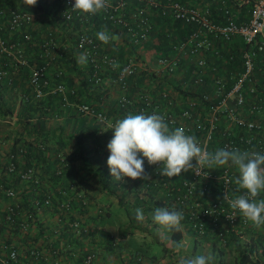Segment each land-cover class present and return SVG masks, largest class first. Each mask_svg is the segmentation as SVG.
<instances>
[{
    "label": "crops",
    "instance_id": "1",
    "mask_svg": "<svg viewBox=\"0 0 264 264\" xmlns=\"http://www.w3.org/2000/svg\"><path fill=\"white\" fill-rule=\"evenodd\" d=\"M0 1L4 7L14 6L31 15L28 30L33 36L32 43L26 44L23 49L24 63H19L13 54L0 56V66L7 69V75L2 79L13 77V80H17L15 84L6 82L7 84L0 85V255L6 254L9 245H15L16 264L52 263L55 258L59 264H81L82 255L89 249H96L94 264H178L179 257L172 249L179 243L182 245L181 255H210L214 264L220 261L223 264H235L238 251L253 238L257 246L253 251L255 264H264V226H253L240 235H234L226 245L219 246L218 249L216 245H212L207 235L195 237L184 229L182 232L164 229L152 220L154 209L163 207L154 198L155 193L162 194L161 189L143 187L142 178L128 177L116 181L111 175L107 164L110 155L107 144L113 137V129H107L108 126L94 116L77 112L72 105H62L52 94L38 101L24 95L28 68L41 59L39 41L51 29L55 46L50 51L55 59L68 49L72 51L68 58L71 64L65 68L62 63L61 68L67 83L75 88V99L93 103L97 111L103 112L109 119H116V101L120 89L109 82L108 75H104L98 85L85 82V60L81 61L82 55L75 47V38L79 32L94 34L99 29L106 30L115 37L113 42L118 44L120 36L117 32L115 34L111 27L105 29L101 25H96V28L83 26V31H79L81 26L59 20L58 0H37L35 6L25 5L24 0ZM14 33L16 35L12 38L21 36L19 31L15 30ZM149 41L157 44L151 35L147 42ZM213 43L220 49L223 45V41L216 39ZM121 51L122 58L130 55L123 48ZM205 56L210 61L205 71V83L191 86L185 80V75L182 76L178 70L165 75L154 69V75L145 78V85L136 83L135 77H132L127 93L133 96L141 87L153 85L150 90L155 98L158 97L159 90L166 89L177 101L180 93L170 92L173 89L171 85L176 83L186 90L194 88L210 92L209 78L222 71L226 73V68L219 56H214L211 52H207ZM191 61L193 62L191 57L183 58L180 66L183 64L189 68ZM50 68L52 63L48 72ZM180 105V102H176L175 107ZM22 109L27 117L20 115ZM26 139L30 143H26ZM37 140L45 142L44 146L32 149V143ZM18 144L23 146L24 152L16 155L15 168L7 170L5 163L8 153ZM27 166L32 167L33 174L28 179H22L19 172ZM144 169L148 174L145 166ZM7 188L14 191L13 196L4 194V189ZM44 193L51 194V204L40 205L35 209V202ZM77 195L83 196L85 202L82 203ZM63 198L68 199L69 206L60 218L54 203L56 199ZM8 205L15 209V223L25 218L27 210L34 211V220L25 231H20L4 220V209ZM138 208L144 214L143 221L136 219ZM121 214L124 217H120ZM72 219L80 221V231H75L68 225ZM140 238L142 244L138 243ZM152 242L160 245L158 252L152 247ZM29 248L35 249L39 255L27 256ZM230 253H234L231 261Z\"/></svg>",
    "mask_w": 264,
    "mask_h": 264
},
{
    "label": "built area",
    "instance_id": "2",
    "mask_svg": "<svg viewBox=\"0 0 264 264\" xmlns=\"http://www.w3.org/2000/svg\"><path fill=\"white\" fill-rule=\"evenodd\" d=\"M58 1L63 20L83 23L89 18V13L73 11L75 0ZM138 1L143 5L126 7L127 0H108L110 6L99 13L103 19L117 25L119 33L123 34L131 45L139 46L149 38L151 25L148 7H157L160 15L170 19L194 24V28L186 35L171 42L168 52L157 53L154 62L156 71L170 75L178 70L182 76L185 75L189 85L203 83L205 71L209 67L205 54L211 52L214 56H219V50L213 40L227 42L237 35L245 44L240 52L238 72L225 74L222 71L220 74L211 75L210 92L199 91L192 95L180 93L177 101L166 89L159 90L158 97L155 98L150 90L153 85L141 87L140 91L131 96L127 93L130 79L145 73V63L138 62L133 54L120 59L105 51L100 40L97 41L88 33L79 32L76 34L75 47L89 64L85 82L98 85L104 75H108L109 82L120 89L116 102L122 110L118 112L116 119H109L103 112L95 110L91 103L73 98L75 88L62 82V68L59 65H54V69L48 72L50 63L56 62L55 55L50 51L54 48L55 41L49 32L39 41L41 59L28 68L26 83L31 95L40 98L46 94H57L62 105H72L77 112L94 116L107 126L129 114H159L165 118L170 130L183 127L187 135L195 136L200 146L209 152L223 148L264 154V0H250V16L245 22L234 20L225 0H208L203 5L185 4L179 0ZM213 1L222 5L223 20L213 19L209 7ZM29 21L31 15L28 12L20 11L14 6L3 7L0 1V56L13 54L19 63L25 62L23 49L25 44L33 41L31 34L25 32L19 38H11L7 32ZM187 56L193 58L192 65L181 69L180 61ZM113 63L119 66L114 68ZM6 75L7 69L0 66V79ZM176 102L181 103L178 108L175 107ZM23 152L22 145L13 147L5 163L7 170L15 168L16 155ZM143 159L149 179H145L142 186L161 189L162 194L155 193L154 198L160 200L169 210L183 212L185 218L181 222L182 229L195 237L209 236L212 245H216L218 249L219 246L226 245L231 235H240L253 228L250 221L238 210L231 209L228 204L229 199L236 198L244 191L239 190L235 183L239 174L231 163L218 169H205L200 171L199 175L189 170L170 179L160 175L159 164L149 165L147 158ZM32 174V167L27 166L19 172V177L28 179ZM4 194L13 196L14 191L7 188L4 189ZM77 196L82 203L85 202L83 196ZM257 199H264V192ZM50 204L51 194L44 193L40 200L35 202V209L40 205ZM54 204L61 218L63 212L68 209L69 201L65 198L56 199ZM14 216V207L6 206L4 220L14 222ZM32 219L34 220V211L27 210L25 218L15 223L16 227L25 231L33 222ZM68 225L75 231L82 229L78 219L70 220ZM26 255L37 257L39 253L29 248ZM96 256V249L87 250L82 255L81 264H94ZM16 261L17 247L9 245L6 254L0 255V264H16ZM44 264L59 262L55 258L52 263Z\"/></svg>",
    "mask_w": 264,
    "mask_h": 264
},
{
    "label": "clouds",
    "instance_id": "3",
    "mask_svg": "<svg viewBox=\"0 0 264 264\" xmlns=\"http://www.w3.org/2000/svg\"><path fill=\"white\" fill-rule=\"evenodd\" d=\"M36 3L37 0H24L27 6H35ZM109 6L108 0H75L72 9L96 14ZM96 36L104 44L115 39L106 30L97 32ZM83 59L81 57V61ZM118 66L113 63L114 68ZM107 129L114 130L107 144L110 152L107 164L116 181H122L124 177L149 179L143 158H147L149 165L159 164L160 175L170 179L189 170L199 175L205 169H218L231 163L239 174L235 183L239 190L244 191L236 198L229 199L228 204L254 227L264 226V199H257L264 192V154L223 148L209 152L200 146L195 136L187 135L183 127L170 130L165 118L155 113L129 114L115 123H109ZM184 218L182 211L169 210L167 207H157L152 213V220L168 231L182 232L181 222ZM136 219L144 220L139 208L136 210ZM181 248L182 245L176 243L172 249L179 257L178 264H211L210 255L185 256L180 254Z\"/></svg>",
    "mask_w": 264,
    "mask_h": 264
},
{
    "label": "trees",
    "instance_id": "4",
    "mask_svg": "<svg viewBox=\"0 0 264 264\" xmlns=\"http://www.w3.org/2000/svg\"><path fill=\"white\" fill-rule=\"evenodd\" d=\"M179 1H181V2H183L185 4L200 5V2L198 0H179ZM136 4L143 5V3L139 2L138 0H127L126 7H130V6H133V5H136ZM225 4L227 5V7L231 11V13L234 15V20L236 22H245L249 18L250 10H251V2H250V0H248V1L225 0ZM9 7H11V6H9ZM209 7H210V10H211L210 13H211V15H212V17H213V19L215 21L223 20V16H222L223 8H222V5L219 2L213 1ZM19 10L21 11L23 9H19ZM23 11H25V10H23ZM99 13L100 12H97L96 14H90L89 18L86 21H84L83 23H78V22H75V21L69 22V21L63 20L62 17L60 16L59 10L57 12V15L59 17V20L62 19L63 21L68 22L69 24L76 25V26H79V27L81 26L80 27L81 29L79 31H83L82 30L83 26H91L93 28H96L97 27L96 25H101L102 27L104 26L105 29H106V27L107 28L111 27L113 29V31L115 32V34H116V32H117V34H119L120 43L121 44L120 43L114 44V42H113L114 40H111L108 44H104L102 42L101 43L102 48H104V50L107 51L108 53L115 54L120 59L123 57V53L121 51L122 48L125 51H127L128 53L133 54L131 52V49H132V47H137V46L131 45L127 41L125 36L123 34L119 33L118 26L113 24V23H111L110 21H108L106 19H103L100 16ZM148 19H149V23L151 25V28L149 30V35H151L152 38H154L156 40V43H157L156 44V49H158L159 51H163V52H168L169 51V45L171 44V42L177 40L178 38H180V37H182L184 35H186L189 30L194 28V24L193 23H189V22H185V21H181V20H176V19H170L168 16L160 15L159 12H158V8L157 7H148ZM95 20L98 21V23H90V22L95 21ZM28 25H29V23H24V24H21L20 26L14 28V29H9L8 32H7L8 37L12 38L13 35H16V33H14L15 30L21 32V35L23 33H25V32H29ZM98 31H99V29L96 30V32H98ZM49 32L52 33L51 29H50V31L47 30L44 33V35H46V33H49ZM85 33H88V34L92 35L93 37H95V39L97 41H99V39L96 36V33H94V34L90 33V32H85ZM17 34H19V33H17ZM31 37L33 39L32 34H31ZM256 39H258V35L256 36ZM29 43H32V41H30ZM29 43L27 45H29ZM25 46H26V44H25ZM244 46H245V44L241 41V38L239 36L235 35V36H232L229 39V41L223 42V45H222L221 49L218 48V50H219V58H221L220 60L223 61L222 65L226 68L225 69L226 70L225 74H227L228 72L236 74L238 72V70L240 69V52H241V49ZM71 52H72L71 49L70 50L68 49L67 51H64V53H62L56 59V62L52 63V68H50V70L54 69V65H56V63L60 64L59 65L60 68H61L62 63H63L65 68L68 67L71 64V62H69V59H68L71 56ZM187 57H190V56H187ZM187 57H184V58L186 59ZM207 61H209V60H207ZM191 65H192V61H191ZM88 66H89V64L87 63V61H85V69H86V71L88 70ZM181 68L185 69L187 67L183 66V64H182ZM146 75L147 74L144 73V74L136 76L135 77V82L138 83V82L142 81V79L144 77H148V75L147 76ZM205 77H206V75H205ZM204 81H205V78H204ZM206 81H208V80H206ZM6 82L9 83V84H15V82H17V80L16 79L13 80V77L12 78L11 77L10 78H4V79H2L0 81V85L7 84ZM62 82L66 86L73 87L69 83H67L68 80L64 77L63 74H62ZM179 88H181V87H179ZM179 91H181V93H183V94H190V95L196 94V93L199 92L197 89H194V88H189V90H186L185 88H181V89H179ZM24 95H26V97L28 99L30 98V99H32L34 101H38V100H41V99H43L44 97H46V96H48L50 94H46V95H44V96H42L40 98H34L31 95L30 90L28 88V85L26 83L25 84ZM52 95H54L55 98L60 100V98H59V96L57 94H52ZM73 98H76V93L73 96ZM1 101H2V93H1V89H0V104H1ZM88 103H90V102H88ZM91 104H93V103H91ZM94 105H95V103H94ZM116 105H117L116 106V112H120V110H122V108H120L117 103H116ZM0 109H2V105H0ZM95 110H96V108H95ZM20 115H23V117H27L28 116L24 112V109H22ZM59 140L61 141V139H59ZM24 141L25 142L27 141L28 143H30V140H28V139H26ZM44 143L45 142H41L40 143L37 140V141H35V143L34 142L32 143V147H34L32 149H35V147H37V146L43 147ZM25 148L27 149V146H25ZM56 178H57V176H56ZM156 201H157V203H162L158 199ZM152 207H155V205H153ZM163 207H167V206L163 205ZM6 222L9 223V221H6ZM9 224L11 226H13V227L16 226L15 225V221L11 222ZM233 236L234 235H231L230 238H233ZM4 238H7V237H4ZM4 240L6 241V239H4ZM256 248H257L256 241L253 238H250V242L247 243V245L244 248H242V249H240L238 251L235 264H255L256 263V259L253 258V251ZM211 264H214V263L211 262ZM217 264H223V263L220 261Z\"/></svg>",
    "mask_w": 264,
    "mask_h": 264
},
{
    "label": "rangeland",
    "instance_id": "5",
    "mask_svg": "<svg viewBox=\"0 0 264 264\" xmlns=\"http://www.w3.org/2000/svg\"><path fill=\"white\" fill-rule=\"evenodd\" d=\"M198 1L200 2V5L206 4L208 2V0H198ZM131 52L133 53V55H136L135 57H136V60L138 62H144L145 63V66H146L145 73L148 75V77H150L151 75H154L155 57H156L157 53L159 52V50L156 49V44H153L150 41L149 42L146 41V42L142 43L141 46L132 47ZM129 54H131V53H129ZM145 78L146 77H144L142 79V81H140L138 83L145 85V81H146ZM173 79L176 80L175 78H173ZM178 85H179L178 83L171 85V87H173L172 91H170L172 94L175 93V91H177L178 94L181 93V91H179V89H181V88H179ZM103 100L105 101V99H103ZM120 217H124V214H121ZM120 217H119V219H120ZM122 222H124V220H122ZM118 223H119V221H118ZM138 243L142 244V238H140L138 240ZM151 244H152V247L157 252L160 250V245L158 243L152 242ZM233 257H234V253H230L229 254L230 261L233 259Z\"/></svg>",
    "mask_w": 264,
    "mask_h": 264
}]
</instances>
